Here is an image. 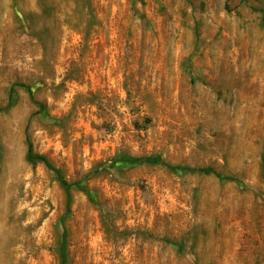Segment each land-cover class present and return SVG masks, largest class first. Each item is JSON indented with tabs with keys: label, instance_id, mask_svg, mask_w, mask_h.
Wrapping results in <instances>:
<instances>
[{
	"label": "rangeland",
	"instance_id": "374dc122",
	"mask_svg": "<svg viewBox=\"0 0 264 264\" xmlns=\"http://www.w3.org/2000/svg\"><path fill=\"white\" fill-rule=\"evenodd\" d=\"M63 232L65 264H264V0H0V264Z\"/></svg>",
	"mask_w": 264,
	"mask_h": 264
},
{
	"label": "trees",
	"instance_id": "16d2710c",
	"mask_svg": "<svg viewBox=\"0 0 264 264\" xmlns=\"http://www.w3.org/2000/svg\"><path fill=\"white\" fill-rule=\"evenodd\" d=\"M29 92L31 93L30 90H29ZM38 108H39L38 113L40 115L47 116L46 108L43 105L38 104ZM26 161L30 164L41 163L46 168H48L49 170H51L52 172H54L56 174L58 181H59V183H60V185L64 191L65 197H66V212H65L64 216H67L70 212V205H71V200H72V189L76 184H72V183L67 182L63 178L61 172L59 170H57L56 168H54L50 164V162L47 160V158H45L42 155L35 154L33 152L32 145L29 142V140H27ZM124 161L126 163H130V164H146V163L147 164H158V165L165 166V167L172 169V170H177V168L171 167V166L167 165L165 162L160 161V160L152 161V160L147 159V158H141V159L126 158ZM88 196L90 197V199H93L92 193H89ZM65 240H66V233L63 232V234H62V241L63 242H60V246L58 248V254L60 256V263L59 264H65L67 261V253H66L67 242H65Z\"/></svg>",
	"mask_w": 264,
	"mask_h": 264
}]
</instances>
